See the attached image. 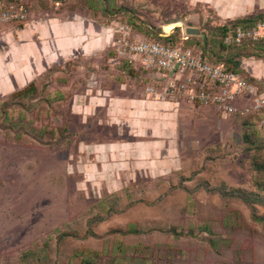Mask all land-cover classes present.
Instances as JSON below:
<instances>
[{
    "label": "rangeland",
    "instance_id": "374dc122",
    "mask_svg": "<svg viewBox=\"0 0 264 264\" xmlns=\"http://www.w3.org/2000/svg\"><path fill=\"white\" fill-rule=\"evenodd\" d=\"M5 1L27 18L0 24V264H264V128L240 109L248 99L222 115L159 95L166 79L114 63L111 44L3 85L25 68L16 31L58 19L97 37L121 23L155 42L182 43L195 27L188 45L264 93V45H220L223 26L264 23V0ZM113 99L176 102L177 116L155 136L162 121L145 116L151 129L139 138L137 109ZM141 141H157L156 157H139Z\"/></svg>",
    "mask_w": 264,
    "mask_h": 264
},
{
    "label": "built area",
    "instance_id": "2783aa9c",
    "mask_svg": "<svg viewBox=\"0 0 264 264\" xmlns=\"http://www.w3.org/2000/svg\"><path fill=\"white\" fill-rule=\"evenodd\" d=\"M26 18L21 4L0 0V24L25 23ZM112 30L110 50L114 53V63L131 64L148 75L165 78L163 93L159 95L178 96L193 105H210L222 115L236 113L239 100L248 99V106L240 109L259 115L258 126L264 128V93H258L256 85L241 74L227 70L222 63L212 65L201 49L139 38L121 23ZM245 40L264 41V23L238 26L222 37L226 46L239 45Z\"/></svg>",
    "mask_w": 264,
    "mask_h": 264
},
{
    "label": "crops",
    "instance_id": "0c3cea01",
    "mask_svg": "<svg viewBox=\"0 0 264 264\" xmlns=\"http://www.w3.org/2000/svg\"><path fill=\"white\" fill-rule=\"evenodd\" d=\"M172 27L174 28L178 23H171ZM173 24H175L173 26ZM163 28H166L164 26ZM168 28V27H167ZM91 28H87L83 26L80 22L77 21H63L61 22L58 19H49L43 23H32L26 27V29L16 31V35L19 39L22 40L23 50L26 53L24 55L25 61V68H19V72L15 73L14 75L9 74L6 77V80L3 82L4 86H8L11 82L24 81L27 77H29V72L33 71L37 65H41L42 69L47 68L50 64L58 62L60 59H64L66 57H74L78 55H91L93 52L97 50H101L102 48L105 49L106 46H110L112 41V30H102V35L99 37L91 36L90 34ZM6 41L5 43L9 44L11 47L14 45L12 43V38L14 37L12 33L5 36ZM11 49V48H10ZM248 71V70H246ZM250 75L252 71H249ZM10 83V84H9ZM107 95V91L106 94ZM117 105L122 106L120 104H129L132 105L135 109H137V114L139 116V121L137 123H131L133 127L137 129L139 127L140 130L135 132L137 137H144L146 132L151 129V126L145 125V116L147 119L151 121V118L156 120L152 121L151 123L158 122V126L152 127L155 128L153 135H158L157 132L160 128L168 129L173 126L174 119L177 116V103L170 102V101H154L149 104L145 99H113ZM147 103V107L150 108V111L156 108H164L170 109L168 113L163 115H150L147 113L145 109H143L144 105ZM131 106V107H132ZM136 113V111H134ZM148 129V130H147ZM147 130V131H146ZM136 131V130H135ZM152 131V130H151ZM157 131V132H156ZM134 133V131H133ZM134 147L140 149L139 156L140 158H148V153L150 151L154 152V157H156V147L159 146L157 141L155 142H147L141 141L138 143H133ZM129 145V144H128ZM126 146V149L130 147ZM149 150V151H148Z\"/></svg>",
    "mask_w": 264,
    "mask_h": 264
},
{
    "label": "trees",
    "instance_id": "16d2710c",
    "mask_svg": "<svg viewBox=\"0 0 264 264\" xmlns=\"http://www.w3.org/2000/svg\"><path fill=\"white\" fill-rule=\"evenodd\" d=\"M6 2H9V1H6ZM14 3V2H13ZM248 20H252V18H250V19H248ZM230 28H227V27H222L221 28V40H220V45H221V47H229V46H226L224 43H223V41H222V37L224 36V34L229 30ZM166 40L165 41H158V42H160V43H163V44H167V45H177V44H179L178 42L176 43V42H173V41H171L169 38H165ZM157 41V40H156ZM184 42H182V45L184 46V47H192V48H195V46H191V45H188L187 43H188V41H189V38H187V39H185V40H183ZM245 43H250V44H253L254 46H259V44H262V46L264 45V41H248V40H245ZM245 43H241V44H239V45H233V46H241V45H244ZM255 44H257V45H255ZM195 49H198V48H195ZM203 54H204V56L205 57H207L208 58V53L207 52H205L204 53V51H203ZM209 59V58H208ZM209 62L212 64V65H218L219 63H222L223 65H224V67L227 69V70H230V71H233V72H236V73H238V74H241L242 76H244L249 82H251V83H255L253 80H250V79H248L243 73H242V71H240L239 69H237V68H235L234 66H232L231 64H229V63H226V62H223V61H218V62H216V63H214V62H211V59H209ZM122 64H124L125 65V63H122ZM30 89H33V85L30 83V85H28L25 89H23V91H27V90H30ZM255 116H256V121L258 122V118H259V115H257V114H255ZM256 170H259V169H262V167L259 165V164H257L256 166Z\"/></svg>",
    "mask_w": 264,
    "mask_h": 264
},
{
    "label": "water",
    "instance_id": "95a60500",
    "mask_svg": "<svg viewBox=\"0 0 264 264\" xmlns=\"http://www.w3.org/2000/svg\"><path fill=\"white\" fill-rule=\"evenodd\" d=\"M183 35L185 38L191 37V36H198L199 35V29L195 27H185L183 30Z\"/></svg>",
    "mask_w": 264,
    "mask_h": 264
}]
</instances>
